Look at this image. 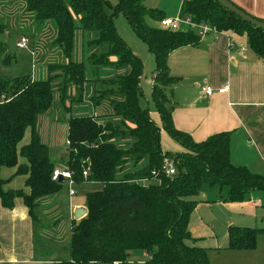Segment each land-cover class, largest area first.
Here are the masks:
<instances>
[{"label":"trees","instance_id":"1","mask_svg":"<svg viewBox=\"0 0 264 264\" xmlns=\"http://www.w3.org/2000/svg\"><path fill=\"white\" fill-rule=\"evenodd\" d=\"M23 1L25 12L33 16L36 28L52 22L55 43L68 61L49 65L46 80H34L30 75L0 79V170L16 168L15 175L26 177L28 189V193L4 191L6 182L0 177L1 206L12 210L15 200L21 199L29 216L34 218L39 201L61 191L63 184L52 180L55 168L35 125L37 118L51 108L55 92L63 102L74 88L77 101H82L84 86L91 81L85 78V63L71 61L74 33L75 30L94 32L96 38L87 46L107 45L108 51L91 55L86 59L88 64L93 68L111 65L126 72L99 81L102 88L95 90L90 99L96 107L109 98L111 115L73 117L68 121L67 151L61 156L66 172L74 185L96 184L101 189L85 195L86 215L71 224L69 259L50 264H210L207 250L193 245L195 239L189 231L190 216L197 205L194 198L201 186H217L219 192L225 187L227 194L223 202L241 204L251 192L264 193V176L231 164L228 133L194 143L173 125V106L167 92L177 81L168 74L167 57L178 48L196 46L200 37L195 31L170 32L150 27L146 17L160 21L163 15L147 9L146 0H118L110 14L106 12L105 0ZM118 15L124 17L153 57L151 99L161 129L183 148L181 154L162 153L160 128L140 105L143 63L117 34L113 19ZM179 15L218 33L245 36L248 48L264 60V31L244 23L215 0H182ZM74 17L79 18L78 26ZM1 27H4L3 19H0V32ZM0 55H4L1 43ZM111 58L115 61L111 62ZM9 59L5 55L1 61L6 64ZM95 83L92 81L91 85ZM111 118H119L120 124H114ZM28 129L30 142L18 150ZM118 139L131 140L132 145L128 149L118 147L115 144ZM19 158L26 164L19 165ZM165 159L172 161L175 176L164 175ZM131 160L136 164L146 160L147 167L118 179ZM152 172L156 178H152ZM260 234H264V229L230 227L228 249L253 251ZM135 252L145 253L148 259L131 262L129 259Z\"/></svg>","mask_w":264,"mask_h":264},{"label":"crops","instance_id":"2","mask_svg":"<svg viewBox=\"0 0 264 264\" xmlns=\"http://www.w3.org/2000/svg\"><path fill=\"white\" fill-rule=\"evenodd\" d=\"M228 1L248 15L264 20V0ZM181 2L182 0H178V10ZM149 10L157 11L163 15V18H168L160 10L150 8ZM154 24L158 25L155 22ZM9 31L14 30L10 29ZM241 44L246 46L244 53L237 50V47ZM137 53L139 54V52ZM141 53L143 69L148 65L147 67L151 71L150 78L146 79L143 76L140 82L141 98H149L151 106L144 108L141 98L140 105L143 109L148 110L151 120L160 128L159 143L162 153L181 154L184 152L183 148L161 129L160 117L151 99L155 69L153 57L147 48L146 50L142 49ZM166 64L169 76L177 81L167 92L173 106L171 117L174 127L188 135L194 143L205 142L215 134L228 133L230 135L231 164L237 167H245L252 174L264 176V60L259 59L248 48L245 36L231 33H210L200 38L196 46L188 45L174 50L167 57ZM120 71L117 70L118 73L123 75L124 72ZM89 81L92 83L93 80L89 79ZM91 83L88 84L91 85ZM225 88L226 90H224ZM203 89H210L212 91L211 95L204 94ZM73 90L75 91V89ZM90 99L91 97L88 99L89 103ZM146 102L148 101L146 100ZM90 105L92 104L90 103ZM111 114L109 112L104 115L93 114L92 117H104ZM104 120L102 119V121ZM110 120L114 124H120L121 122L119 118H111ZM126 126L132 128L130 123H126ZM30 134L31 131L29 130V141L21 144L23 137L18 145V150L29 144ZM115 143L118 147L127 149L132 145L131 140L118 139ZM18 164L25 165L26 161L19 158ZM146 167V160H142L137 164L131 160L117 177L121 179L125 174L134 173ZM62 169H55V171L66 172L65 162ZM15 173L16 168H2L0 170V177L6 182L3 190L28 193V189L25 187L26 177L16 176ZM64 183L66 182L64 181ZM78 186H95L96 191L101 189L99 185L89 183ZM70 190V187H68V216L71 220L68 231L65 230V240L66 236H69L68 240H70V229L74 221V213L78 210L86 211L84 205L85 195L89 193L84 190V203L78 204L71 200L76 195L74 193L73 196H70ZM59 193L39 201L34 210L42 209L47 214L40 212L38 218L35 213L34 218L29 216L28 210L21 199L15 200L12 210L4 209L0 204V264H50L69 259V241L67 251L63 246V254H61L59 246L48 240L52 237L44 231L46 222L43 221V218L45 216L51 219L52 223L50 224L54 228L59 225L58 220H52L56 216L48 214L57 211L59 208ZM259 193L263 192L255 191L247 196L253 198ZM251 201L249 199V203L228 205L231 208L239 206L242 210L244 207H249L252 210L253 208L256 209L255 202ZM257 204H259V200ZM257 209L259 210V208ZM48 218L46 219L48 220ZM239 225L238 227L249 228ZM189 231L195 239L193 245L202 248L199 244L201 237L196 235L194 230ZM37 237L40 240L38 244ZM56 237L60 238L59 234ZM133 254L136 260L132 261L130 258L131 262L142 263L148 259V256L143 252Z\"/></svg>","mask_w":264,"mask_h":264},{"label":"rangeland","instance_id":"3","mask_svg":"<svg viewBox=\"0 0 264 264\" xmlns=\"http://www.w3.org/2000/svg\"><path fill=\"white\" fill-rule=\"evenodd\" d=\"M117 1L105 0L107 14L111 13L112 7ZM145 6L148 9L162 11L168 18H175L180 12V9L178 10V0H147ZM0 19H3L4 23V27H1L0 32V43L4 52V55H0V79L10 80L15 77L30 75L34 80H46L49 76L47 71L49 65L67 63L68 60H66L55 43L56 34L52 22H47L43 26H38L40 28H36L33 16L25 12L23 0H0ZM78 20V17H74V22L77 26ZM158 21L154 22L157 24ZM154 22L149 17H146V23L150 27L158 28V25H155ZM113 23L119 37L141 59L140 53L142 49L146 50L145 45L136 38L124 17L122 15L114 17ZM10 29L14 31L11 32L9 31ZM20 36L26 37L29 41V46L26 50L16 48V43ZM95 38L96 33L94 32L75 30L71 61L85 63V78L88 80L92 79L98 84L95 83L94 86L90 84L85 85L81 102L77 101L78 96L73 90L74 88L69 90L63 102L60 101L58 93L55 92L51 108L40 115L36 121L35 130L41 142L47 146L50 160L55 169L63 170L62 168L64 167L61 154H65L67 151V123L70 118L92 117L93 114L104 115L106 112L112 113L109 98L103 99L96 107H92L88 101L93 96L95 90H101L102 86L99 81L111 80L117 75H121L111 65L93 68L88 64L86 59L91 55H100L108 51L107 45L101 47L87 46V43ZM5 55L11 57L6 64L1 61ZM114 61L115 59L111 58V62ZM147 66L143 69V76L146 79L150 78L151 75V71ZM121 71L126 72L125 70ZM141 102L144 108L151 106V101L147 97L141 98ZM28 141L29 130H27L21 144ZM115 144L118 146L117 143ZM68 187V182L63 184L59 193V208L57 211L48 213L56 216L52 220H58L59 225L54 228L50 224L52 223L51 219L47 216L43 218V221L46 222L44 231L52 237L48 238V240L59 246L61 254H63V246H65L67 251L69 241V236H66V240L64 236L65 230L68 231L69 229L71 220L68 216ZM95 188V186L80 187L72 185L70 189L74 191L76 196L71 198V200L74 203L82 204L84 203V190L90 193L96 191ZM226 194L227 188L225 187L219 192L217 186L209 187L208 185H202L197 196L194 198L197 205L190 216L189 230H194L195 234L201 237L199 244L207 250L210 264H264V234L259 235L260 237L258 236L256 249L253 251H231L228 249L227 240L228 229L230 227H238L240 226L239 224L244 225V227L264 229V193H259L253 198L247 196L244 200V203H249V199H251V202H255L259 210L257 208H253L252 210L249 207H244L242 210L239 206L231 208L230 205L223 202ZM258 200L259 204H257ZM40 212L47 214L42 209L34 210L37 218L40 216ZM57 234H59L60 238L56 237ZM39 242L40 240L37 237V244ZM133 255L130 258L132 261H135L136 259H134Z\"/></svg>","mask_w":264,"mask_h":264},{"label":"built area","instance_id":"4","mask_svg":"<svg viewBox=\"0 0 264 264\" xmlns=\"http://www.w3.org/2000/svg\"><path fill=\"white\" fill-rule=\"evenodd\" d=\"M158 28L164 31L170 32H184V31H195L197 35L202 38L207 36L208 34H217L218 32L214 29L210 28L207 25H198L191 21L189 17H181L180 15L175 18H163L158 21ZM29 45V41L26 37H20L16 43V48L19 50H26ZM239 52L244 53L246 50V46L241 44L237 47ZM226 90V88L224 89ZM203 93L206 95H211L212 91L210 89H203ZM162 171L166 177L175 176V168L171 160L165 159L162 166ZM62 177L65 182H68V186L71 187L73 182L71 181L70 174L68 172L54 171L52 180L57 181L59 177ZM85 177L86 174L84 173ZM152 178H156V173H151ZM143 183L145 181H142ZM69 195L73 196L74 192L72 190L69 191Z\"/></svg>","mask_w":264,"mask_h":264},{"label":"water","instance_id":"5","mask_svg":"<svg viewBox=\"0 0 264 264\" xmlns=\"http://www.w3.org/2000/svg\"><path fill=\"white\" fill-rule=\"evenodd\" d=\"M215 1L222 8H224L228 12L232 13L233 15H235L236 17L241 19L244 23H247V24L255 27L258 30L264 31V23L263 22H260L256 19L252 18L251 16H249L245 12L241 11L240 9L235 7L230 1H228V0H215ZM58 183L64 184V179L61 176L58 178ZM85 215H86L85 210H78L74 213L73 218H74V220L78 221V220L82 219Z\"/></svg>","mask_w":264,"mask_h":264}]
</instances>
